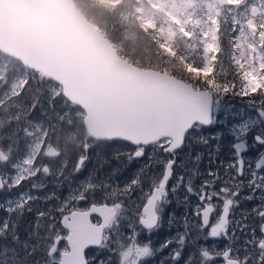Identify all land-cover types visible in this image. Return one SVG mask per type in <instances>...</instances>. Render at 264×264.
<instances>
[{"label": "snow or ice", "instance_id": "6c2138e0", "mask_svg": "<svg viewBox=\"0 0 264 264\" xmlns=\"http://www.w3.org/2000/svg\"><path fill=\"white\" fill-rule=\"evenodd\" d=\"M133 7L83 76L0 72V264H264V0Z\"/></svg>", "mask_w": 264, "mask_h": 264}, {"label": "water", "instance_id": "95a60500", "mask_svg": "<svg viewBox=\"0 0 264 264\" xmlns=\"http://www.w3.org/2000/svg\"><path fill=\"white\" fill-rule=\"evenodd\" d=\"M56 37L80 76L105 62L112 45L76 9L72 0H0V53L34 70L44 38ZM70 38L71 47L64 40ZM42 68L43 65H40Z\"/></svg>", "mask_w": 264, "mask_h": 264}, {"label": "trees", "instance_id": "16d2710c", "mask_svg": "<svg viewBox=\"0 0 264 264\" xmlns=\"http://www.w3.org/2000/svg\"><path fill=\"white\" fill-rule=\"evenodd\" d=\"M72 2L80 14L89 23L95 24L98 31L101 32L110 43L116 42L120 37L123 41V38L130 34L127 28L124 27V22L121 23L119 19L124 20V17H126L128 21L131 20L132 13L136 11L133 7L135 0H115L113 3L105 0H72ZM99 13L105 16L103 22L98 20L97 16ZM125 49H131L128 43H125ZM117 51H119V47H117ZM139 54L138 49H131L129 56L135 59Z\"/></svg>", "mask_w": 264, "mask_h": 264}, {"label": "rangeland", "instance_id": "374dc122", "mask_svg": "<svg viewBox=\"0 0 264 264\" xmlns=\"http://www.w3.org/2000/svg\"><path fill=\"white\" fill-rule=\"evenodd\" d=\"M105 1H110V2L113 3V1H115V0H105ZM97 17H98V20L101 21V22H103L105 20L104 19L105 16L103 14H101V13H99ZM124 18H125L124 20H122V19H119V20L121 21V23L124 22L123 25L130 32V34H128V36H130L131 32L135 30L134 25L132 24V18H131L130 21H128V19L126 17H124ZM95 23H98V22H95ZM91 25L96 28L95 24H91ZM121 41H122V39L120 37L116 41L117 45H119V43ZM127 51H128V55H129L131 49H129ZM3 71H8L10 74L15 75V74H19V73L32 72L33 70H29V69L23 67L16 59L8 57V56H5L2 53H0V72H3ZM131 167L135 168V165H132Z\"/></svg>", "mask_w": 264, "mask_h": 264}, {"label": "flooded vegetation", "instance_id": "af4514ba", "mask_svg": "<svg viewBox=\"0 0 264 264\" xmlns=\"http://www.w3.org/2000/svg\"><path fill=\"white\" fill-rule=\"evenodd\" d=\"M251 155H254V153H250Z\"/></svg>", "mask_w": 264, "mask_h": 264}]
</instances>
